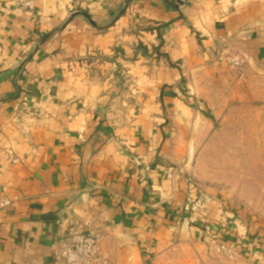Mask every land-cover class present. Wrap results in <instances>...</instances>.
Masks as SVG:
<instances>
[{
	"label": "crops",
	"instance_id": "0c3cea01",
	"mask_svg": "<svg viewBox=\"0 0 264 264\" xmlns=\"http://www.w3.org/2000/svg\"><path fill=\"white\" fill-rule=\"evenodd\" d=\"M24 1L0 0V264H53L72 224L111 264L211 237L264 264V223L189 177L196 104L264 95V0Z\"/></svg>",
	"mask_w": 264,
	"mask_h": 264
},
{
	"label": "rangeland",
	"instance_id": "374dc122",
	"mask_svg": "<svg viewBox=\"0 0 264 264\" xmlns=\"http://www.w3.org/2000/svg\"><path fill=\"white\" fill-rule=\"evenodd\" d=\"M219 84L220 94L196 104L202 114L190 135L189 177L225 190L252 221L264 223V95L241 85ZM208 241L206 247L213 252L207 254L209 262L203 245L193 240L186 249L174 246L173 264H214L215 253L231 259L215 238Z\"/></svg>",
	"mask_w": 264,
	"mask_h": 264
},
{
	"label": "built area",
	"instance_id": "2783aa9c",
	"mask_svg": "<svg viewBox=\"0 0 264 264\" xmlns=\"http://www.w3.org/2000/svg\"><path fill=\"white\" fill-rule=\"evenodd\" d=\"M25 7H32L31 2L20 0ZM221 60L231 67L243 66V58L231 52H223ZM101 235L80 224H72L64 240L54 251L53 264H111L101 252Z\"/></svg>",
	"mask_w": 264,
	"mask_h": 264
},
{
	"label": "water",
	"instance_id": "95a60500",
	"mask_svg": "<svg viewBox=\"0 0 264 264\" xmlns=\"http://www.w3.org/2000/svg\"><path fill=\"white\" fill-rule=\"evenodd\" d=\"M83 16H87V14H85V13H81Z\"/></svg>",
	"mask_w": 264,
	"mask_h": 264
}]
</instances>
